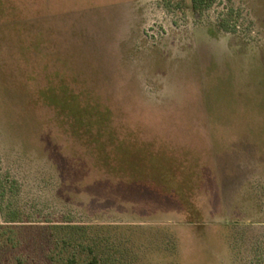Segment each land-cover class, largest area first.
Wrapping results in <instances>:
<instances>
[{"label": "rangeland", "instance_id": "1", "mask_svg": "<svg viewBox=\"0 0 264 264\" xmlns=\"http://www.w3.org/2000/svg\"><path fill=\"white\" fill-rule=\"evenodd\" d=\"M264 264V0H0V264Z\"/></svg>", "mask_w": 264, "mask_h": 264}, {"label": "trees", "instance_id": "2", "mask_svg": "<svg viewBox=\"0 0 264 264\" xmlns=\"http://www.w3.org/2000/svg\"><path fill=\"white\" fill-rule=\"evenodd\" d=\"M212 0H191L192 8L194 10L207 7L211 4ZM97 259L95 257H92L87 264H96Z\"/></svg>", "mask_w": 264, "mask_h": 264}]
</instances>
